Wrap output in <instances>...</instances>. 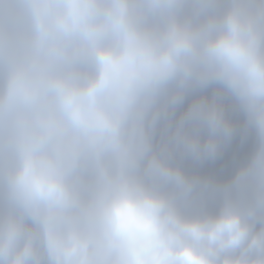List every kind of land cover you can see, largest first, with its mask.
<instances>
[{
    "label": "clouds",
    "instance_id": "1",
    "mask_svg": "<svg viewBox=\"0 0 264 264\" xmlns=\"http://www.w3.org/2000/svg\"><path fill=\"white\" fill-rule=\"evenodd\" d=\"M0 264H264V0H0Z\"/></svg>",
    "mask_w": 264,
    "mask_h": 264
}]
</instances>
